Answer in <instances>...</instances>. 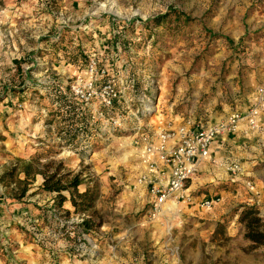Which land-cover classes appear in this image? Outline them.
Returning a JSON list of instances; mask_svg holds the SVG:
<instances>
[{"label":"rangeland","instance_id":"rangeland-1","mask_svg":"<svg viewBox=\"0 0 264 264\" xmlns=\"http://www.w3.org/2000/svg\"><path fill=\"white\" fill-rule=\"evenodd\" d=\"M259 64L264 0H0V175L16 159L39 157L82 173L98 192L95 216L66 218L55 201L45 207L48 197L17 202L0 184V264H104L99 242L111 245L104 225L118 226L119 210L160 223L168 209L154 206L142 134L175 133L168 128L179 119L191 130L217 88L227 97ZM23 203L42 208L47 222ZM242 208L213 230L172 227L157 245L169 252L173 233L177 264H264V248L243 237ZM85 218L101 226L83 234L74 225ZM155 249L144 247L145 264Z\"/></svg>","mask_w":264,"mask_h":264},{"label":"crops","instance_id":"crops-1","mask_svg":"<svg viewBox=\"0 0 264 264\" xmlns=\"http://www.w3.org/2000/svg\"><path fill=\"white\" fill-rule=\"evenodd\" d=\"M259 65L262 67L255 78L248 76L240 85L229 84L227 97L221 95L220 89L217 88L218 91L215 94L217 98H213L214 102L210 106L208 103H203L198 110L200 114L196 113L195 118L192 119L194 121L189 120L190 123L195 124L194 127H191V130L194 131L199 127H214L227 120L233 113L243 117L233 132L221 134L214 140L209 158L201 160L197 164L195 173L186 184L190 199L180 200L176 203L169 202V206L165 209L168 210L164 212L163 208L160 212V223H156L155 217H147V212L138 220H130L129 213L131 211L127 210L128 206L119 210L122 216L116 219L119 225H104V228L109 231L104 234V237L107 235L110 237L111 245L106 242L101 245L99 242L98 251L100 252L97 256L104 260V264H145L144 261H148V259L145 258L142 250L148 243L156 248L153 251L152 264H177V257L171 251V249L176 251L178 248L173 233H171L172 240L169 244V252H164L165 247L162 248V244L157 245L160 240L167 237V232L173 230L172 227L175 230L181 228L188 222L198 228L208 224L213 230L218 222L222 223L223 218L234 207H255L258 215L264 221V91L260 92V90H264V64ZM214 104H219L221 110L214 111ZM255 109L258 110V113L255 117V126L252 127L246 118H248L250 111ZM179 120V122H173L168 129H174V132L177 133L176 131L180 129L178 126L182 121ZM181 128L191 131L186 125ZM176 137L177 135L174 136V139ZM152 140L156 142V140ZM147 161L154 168L151 174L154 182L152 183L150 180L152 185L156 187L166 186L169 182L171 166L159 161L156 153L147 154ZM232 166H236L237 169L234 170ZM42 182V177L38 182L37 178L35 179L34 191L41 186ZM220 185H226L228 191L220 189ZM85 188L87 189L88 185H83L80 192L84 191ZM207 188H210L208 189L209 193H203V190ZM65 195L69 199V195ZM35 196H44L50 199L51 202L45 207H49L55 200L54 194H37ZM117 197L116 199H118ZM136 197L133 194L127 199L130 198L133 203ZM207 197H216V199H212L214 200L213 208L207 210L208 213L201 208V202ZM119 201L123 200L120 199ZM21 206L31 208L34 214L37 213L39 223H43L42 208L27 203H23ZM144 206L141 205L140 209ZM63 209L72 212L69 202L63 205ZM118 209L116 208V211ZM5 210L0 198V215H4ZM170 221L171 224L168 225ZM45 222H47L46 218ZM247 244L249 245L248 242Z\"/></svg>","mask_w":264,"mask_h":264},{"label":"trees","instance_id":"trees-1","mask_svg":"<svg viewBox=\"0 0 264 264\" xmlns=\"http://www.w3.org/2000/svg\"><path fill=\"white\" fill-rule=\"evenodd\" d=\"M164 17L166 16L156 21L160 23ZM15 162L12 168L0 175V184L4 186L8 198L21 202L37 194H54L55 206L63 211V217L96 215L94 204L98 198V192H92L90 188L79 191L85 181L82 173L66 171L62 162L48 161L41 164L39 157H31L30 160L16 159ZM36 176H41L43 182L35 192L28 195ZM65 194L69 195V199ZM67 202L70 203L72 212L63 209V205ZM238 222L244 226L243 237L250 243L251 249L264 246V221L255 207L244 206L238 216ZM100 226L101 222H91L86 218L74 225L79 232L87 235Z\"/></svg>","mask_w":264,"mask_h":264},{"label":"built area","instance_id":"built-area-1","mask_svg":"<svg viewBox=\"0 0 264 264\" xmlns=\"http://www.w3.org/2000/svg\"><path fill=\"white\" fill-rule=\"evenodd\" d=\"M264 90H260L263 92ZM78 94V91H76ZM258 110H251L248 124L255 126V117ZM243 119L239 114H232L227 120L214 127H199L194 131H186L180 128L177 133H159L156 142L152 137L142 134L146 153L155 154L159 161L171 166L169 182L164 187L150 186V192L154 196L155 208L169 206L168 203H176L180 200H189L187 182L195 173V168L201 160L210 156V149L214 140L221 134L233 132L238 123ZM177 135L176 139L174 136ZM172 143V144H170ZM147 163V162H146ZM149 171L153 172V165L147 163ZM235 170L236 166H232ZM150 183V182H149ZM214 200H203L201 208L210 209Z\"/></svg>","mask_w":264,"mask_h":264}]
</instances>
